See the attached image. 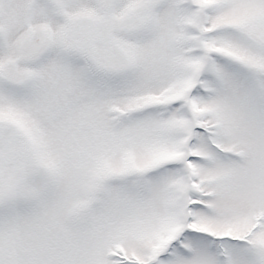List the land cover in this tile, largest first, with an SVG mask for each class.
I'll list each match as a JSON object with an SVG mask.
<instances>
[{
  "label": "snow or ice",
  "instance_id": "snow-or-ice-1",
  "mask_svg": "<svg viewBox=\"0 0 264 264\" xmlns=\"http://www.w3.org/2000/svg\"><path fill=\"white\" fill-rule=\"evenodd\" d=\"M0 264H264V0H0Z\"/></svg>",
  "mask_w": 264,
  "mask_h": 264
}]
</instances>
